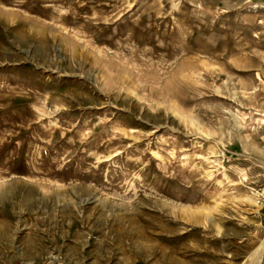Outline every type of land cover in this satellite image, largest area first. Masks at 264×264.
Returning a JSON list of instances; mask_svg holds the SVG:
<instances>
[{"label":"rangeland","instance_id":"374dc122","mask_svg":"<svg viewBox=\"0 0 264 264\" xmlns=\"http://www.w3.org/2000/svg\"><path fill=\"white\" fill-rule=\"evenodd\" d=\"M262 184L264 0H0V264H254Z\"/></svg>","mask_w":264,"mask_h":264},{"label":"built area","instance_id":"2783aa9c","mask_svg":"<svg viewBox=\"0 0 264 264\" xmlns=\"http://www.w3.org/2000/svg\"><path fill=\"white\" fill-rule=\"evenodd\" d=\"M255 193L257 196L258 203L260 204L261 208H264V184L255 189Z\"/></svg>","mask_w":264,"mask_h":264},{"label":"bare ground","instance_id":"6f19581e","mask_svg":"<svg viewBox=\"0 0 264 264\" xmlns=\"http://www.w3.org/2000/svg\"><path fill=\"white\" fill-rule=\"evenodd\" d=\"M193 216V215H192ZM189 223V222H188ZM127 232V231H126ZM173 237V236H172ZM137 239V238H136ZM132 241V240H131ZM136 242H138V241H136L135 240V243ZM139 244V243H138ZM137 244V245H138ZM140 245V244H139ZM139 247V246H138ZM146 247V246H145ZM142 248H143V246H142ZM139 249V248H138ZM141 251H142V249H140ZM262 250H264V244L262 245V248L261 249H259V250H256V257H255V261H254V264H260V262H261V258H262V254H263V251ZM138 251V250H137ZM141 251H139V252H141ZM142 253V252H141ZM144 255H145V253H144ZM148 257V256H147ZM145 258H146V255H145ZM174 261H176V260H174ZM168 262H169V260H168ZM171 262V261H170Z\"/></svg>","mask_w":264,"mask_h":264}]
</instances>
